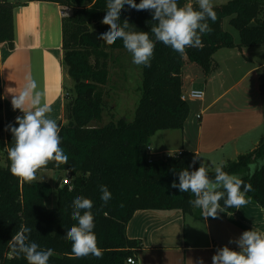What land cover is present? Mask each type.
I'll return each mask as SVG.
<instances>
[{
  "label": "trees",
  "instance_id": "trees-1",
  "mask_svg": "<svg viewBox=\"0 0 264 264\" xmlns=\"http://www.w3.org/2000/svg\"><path fill=\"white\" fill-rule=\"evenodd\" d=\"M27 0H0V45L15 47L14 10ZM70 7L62 17L63 66L74 82L67 91L65 104L67 123L60 121L61 147L68 155V163L56 166L50 162L46 169L64 172L71 183H61L55 206H48L54 186L48 181L25 182L10 172L7 149L13 144L10 131L5 134L0 116V264H27L23 257L10 256L9 241L22 225L32 229L30 241L41 249H52L49 264H130L141 242L127 234V225L139 209L182 210L184 214L202 216V210L189 204L195 197L171 187L179 183L178 173L187 168H199L197 154L191 150L156 157L148 147L151 137L159 130L182 129L190 113L188 100L182 99L183 66L187 60L200 65L206 75L215 68L213 55L223 47H235L233 35L224 29V21L240 33V46L264 45V0H229L213 4L217 21H208L213 31L202 36L203 47L186 48L181 56L170 46L156 42L150 67L142 66L141 98L133 120L125 117L101 121L107 109L103 87L109 82L110 50H126L122 40L107 45L98 39L109 30L101 23L106 15L107 0H46ZM138 4L140 0H135ZM196 0H178L183 7ZM127 19L130 30L148 32L156 23L150 10L137 11L125 5L121 22ZM252 21L256 25L251 26ZM3 80L0 65V112L2 109ZM115 108V107H114ZM113 108V110H114ZM150 157H154L150 161ZM5 159V164L3 163ZM264 159V136L251 152L226 162L224 171L240 176L251 183L253 191L246 196L264 208V168L249 177L247 165ZM191 165V167H189ZM209 169V168H208ZM44 170V169H42ZM214 176V170L209 169ZM61 177L66 176L61 174ZM100 185H106L112 198L101 200ZM77 195L93 201V229L102 258L93 255L76 257L66 231L77 224L71 218L72 202ZM224 207L223 200L220 201ZM123 205V206H121ZM233 212L236 208H226ZM137 258V257H136Z\"/></svg>",
  "mask_w": 264,
  "mask_h": 264
},
{
  "label": "crops",
  "instance_id": "crops-1",
  "mask_svg": "<svg viewBox=\"0 0 264 264\" xmlns=\"http://www.w3.org/2000/svg\"><path fill=\"white\" fill-rule=\"evenodd\" d=\"M62 9L57 2L27 0L14 10L15 47L0 45V116L5 134L10 123L18 127L16 117L23 113L13 110L11 100L29 77L37 81L50 107L46 118L57 124L66 121V97L50 96L47 84L48 67L53 62L64 67ZM239 43L215 52V68L209 75L195 62H185L183 91L201 88L204 97L188 100L190 113L182 129L159 130L151 137L152 155L191 150L200 163L214 170L212 162L235 160L258 146L264 136V45ZM253 227L264 234V208L249 199L241 209H223L218 218L205 219L179 209H139L128 222L127 234L141 242L136 254L139 264H199L201 259L203 264H212L218 248L227 245L239 251L229 240Z\"/></svg>",
  "mask_w": 264,
  "mask_h": 264
},
{
  "label": "clouds",
  "instance_id": "clouds-1",
  "mask_svg": "<svg viewBox=\"0 0 264 264\" xmlns=\"http://www.w3.org/2000/svg\"><path fill=\"white\" fill-rule=\"evenodd\" d=\"M198 10L192 4L181 7L178 0H107L106 15L101 23L109 26V30L100 34L98 39L107 45L117 40L123 41L124 48L132 54V62L137 66L150 67L154 56L156 42L170 46L181 56L186 48L203 47L202 36L210 34L213 29L208 21L215 23L218 19L212 0H196ZM125 5L137 11L150 10L156 23L151 28L154 39L148 32L130 30L127 19L121 22V13ZM13 110H20L23 115L17 116L14 126L6 127L13 136V144L7 149L10 161V172L13 176L31 183L38 179L37 173L46 169L50 162L56 166L68 163V155L61 147V129L57 123L46 114L50 107L43 99L42 91L38 90L35 79L27 78L22 89L11 100ZM199 156L193 159L194 165ZM214 176L209 175L208 166L201 163L199 168L189 171L187 168L178 173L179 183L173 181L171 187L181 193L191 192L195 197L189 204L202 210V216L218 218L219 212L226 208L241 209L248 203L246 194L253 191L251 183L235 174L224 171L226 162H212ZM191 167V165L189 166ZM248 176L264 168V159L247 165ZM101 200L107 204L112 194L106 185H100ZM223 200L224 207L220 201ZM123 206V205H121ZM71 218L77 224L71 226L65 238L72 242V252L76 257L93 255L102 258V250L98 247L97 236L93 229L94 214L91 211L93 201L83 195H77L72 202ZM30 227L22 225L9 241L10 256H23L27 264H49L53 255L52 249H41L30 241ZM235 243L239 251L230 249L227 245L218 248L212 256V264H264V234L255 230L244 231L238 239L229 240ZM203 264V260L199 261Z\"/></svg>",
  "mask_w": 264,
  "mask_h": 264
},
{
  "label": "rangeland",
  "instance_id": "rangeland-1",
  "mask_svg": "<svg viewBox=\"0 0 264 264\" xmlns=\"http://www.w3.org/2000/svg\"><path fill=\"white\" fill-rule=\"evenodd\" d=\"M227 1L229 0H212L215 4ZM224 29L233 35L236 42L240 41V33L229 23V18L224 21ZM109 70V82L103 87L104 97L108 106L102 120L93 122V125H100L109 122L111 119L118 120L122 117L129 121L133 120L136 107L141 98L142 66L133 64L130 52L120 49L110 50ZM47 81L50 96L58 94L59 98L66 97L67 102V91H70L74 86V82L68 75L67 70L64 67H56L53 62V65L51 64L48 67ZM67 122L68 120L66 119L65 123ZM158 139L160 141L163 140L160 136ZM3 163H6L5 159H3ZM61 174L67 177L66 173L51 169H44L37 173V180L48 181L54 186L51 197L46 200L48 206L57 204L58 194L55 184ZM63 179L66 178L64 177ZM61 183H64L63 180Z\"/></svg>",
  "mask_w": 264,
  "mask_h": 264
},
{
  "label": "built area",
  "instance_id": "built-area-1",
  "mask_svg": "<svg viewBox=\"0 0 264 264\" xmlns=\"http://www.w3.org/2000/svg\"><path fill=\"white\" fill-rule=\"evenodd\" d=\"M71 12V8L70 7H63V9L61 10V14L63 16L68 15ZM204 97V90L201 88H191L189 90L183 91L182 92V99L184 100H189V99H202ZM149 151L151 152V146L148 147ZM180 153V152H179ZM176 154V153H174ZM164 155H171L170 154H164ZM153 159H155L154 157H150V161H153ZM64 183H71L70 177L67 176V179H63ZM128 263L130 264H139L138 260L135 256H131L130 258H128Z\"/></svg>",
  "mask_w": 264,
  "mask_h": 264
},
{
  "label": "water",
  "instance_id": "water-1",
  "mask_svg": "<svg viewBox=\"0 0 264 264\" xmlns=\"http://www.w3.org/2000/svg\"><path fill=\"white\" fill-rule=\"evenodd\" d=\"M250 25H251V26L256 25V22H255V21H252V22L250 23ZM62 180H63V177H59V178H58V180H57V182H56V184H55V188H58V187L60 186Z\"/></svg>",
  "mask_w": 264,
  "mask_h": 264
}]
</instances>
